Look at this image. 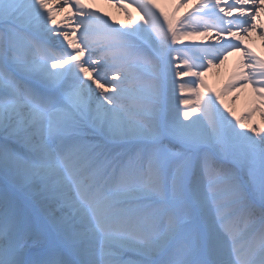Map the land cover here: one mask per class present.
<instances>
[{
	"label": "snow or ice",
	"instance_id": "6c2138e0",
	"mask_svg": "<svg viewBox=\"0 0 264 264\" xmlns=\"http://www.w3.org/2000/svg\"><path fill=\"white\" fill-rule=\"evenodd\" d=\"M132 3L121 28L85 0H0V264H264V106L171 104L232 52L264 83L233 31L264 38V0H197L179 26ZM211 29L239 42L175 46Z\"/></svg>",
	"mask_w": 264,
	"mask_h": 264
},
{
	"label": "bare ground",
	"instance_id": "6f19581e",
	"mask_svg": "<svg viewBox=\"0 0 264 264\" xmlns=\"http://www.w3.org/2000/svg\"><path fill=\"white\" fill-rule=\"evenodd\" d=\"M85 2L90 5L93 11L98 12V14L104 19L108 20L111 23H114L118 27H135L136 23L141 22L140 18L143 13L136 4L132 3V0H124L123 7L117 2V0H85ZM227 2L231 3L232 0H227ZM181 3H183V0H176V7L178 8V5ZM194 6H198L197 0H191V3H185L184 6L179 7L178 13L181 17L180 22H183L187 15L195 10ZM125 8H127V11H125ZM73 10L75 9L73 8ZM129 13H131V19L129 17ZM237 15L238 13H233L232 18H235ZM65 16L66 13H61L57 17V19L63 20ZM73 21H75V18H73ZM262 22H264V15H262ZM234 30L239 31L241 34H244L241 30ZM199 31L203 32V29H199ZM246 36L248 40L256 42L261 50H264V38H262L261 36V29L258 28L254 31H251ZM204 38L205 37L203 35H198L190 39H184L181 44L175 46L183 44H194L201 46L209 45L207 44L208 42L206 40L208 37L206 39ZM209 39L212 40L211 37ZM218 39L217 43L229 41L227 40V34L221 38L222 41ZM217 43L211 45H216ZM254 53L256 52L254 51ZM243 57V52L230 53L227 56V59H224L223 62L220 63L219 67H217V71L212 69L211 67L207 69L193 68V71L202 72V76L206 77V81H208L210 85V89H208V92L210 91V93H206L205 89L207 90V87H202L199 84L197 77L181 76V80L176 77V80L178 82L176 94L171 100L173 108L179 107L180 109L191 110L192 105H184L180 101H182L184 98H188L195 103L197 97L195 95V92L191 90L193 88L199 90L203 94L204 99H207L208 96H213L215 98L216 94L218 93L219 99L216 100L217 105L219 106L221 111L225 112V114H227L229 118L233 120L235 119V117L232 116V113H235V116L244 117L253 108H256L257 106H264V101H262L261 95L258 92L254 91L255 88H264V83L245 84L244 81L240 78L241 71L245 73L248 72L247 68H241L242 64H246L243 60ZM84 58H87V53H85ZM221 59L223 58L221 57ZM204 62L206 63L207 61L205 60ZM214 62L217 63V61ZM180 67H184L183 63H180ZM257 79L259 81L260 77H257ZM190 80H196V84L186 85L184 91L181 92L179 90V83H183L181 81L185 82ZM218 82L222 83L221 88H219ZM232 84H235L236 87L229 88V85ZM176 97H179V99H177ZM232 99L234 101L230 102ZM221 100L223 101V103H220ZM225 105H227V108H225ZM200 107L203 108V100L200 101ZM228 109H231V112H229ZM199 115H201V111L197 110L193 112L192 117H190L189 119H193ZM252 119L254 120V124L259 125L261 128H264V119L261 118L260 112H256Z\"/></svg>",
	"mask_w": 264,
	"mask_h": 264
},
{
	"label": "rangeland",
	"instance_id": "374dc122",
	"mask_svg": "<svg viewBox=\"0 0 264 264\" xmlns=\"http://www.w3.org/2000/svg\"><path fill=\"white\" fill-rule=\"evenodd\" d=\"M155 4L157 5V7H156L155 10H156V12L158 14L162 12L164 15H167L170 19L175 18L176 21H177V26H178V24H179V22L181 20V17L179 15V13H178L179 11L177 10V7L175 5L176 4V0H155ZM72 11L74 12L73 9H72ZM161 19H163V16H161ZM73 23H74V21H73ZM111 24L113 26H116L114 23H111ZM116 27H118V26H116ZM79 35H80V32H77L76 33V38L77 39L79 38ZM230 41H232V42H239V41H235L234 39H230ZM243 45H244V43H243ZM258 54H259L258 56L261 57V55H260L259 52H258ZM243 55H244V53H243ZM243 60L245 61V63H247V58L245 56L243 57ZM220 63L221 62H219V61H217V63L213 61V64H212L211 68L214 69V70H216V69L218 70L217 67H219ZM197 78H198V82H199L200 79H202L204 81V83L207 85V90L205 89V91H206V93H210V91L208 92V89H210V85H209L208 81H206V77L200 76V77H197ZM218 84H219V88H221V84L222 83L221 82H218ZM233 101L234 100L232 99L230 102H233ZM189 111H191V110H189ZM239 117L243 118L242 116H239ZM251 122L253 123L254 120L252 119Z\"/></svg>",
	"mask_w": 264,
	"mask_h": 264
}]
</instances>
